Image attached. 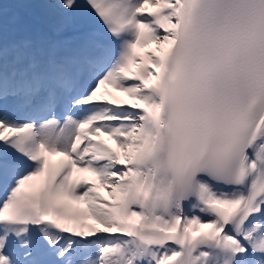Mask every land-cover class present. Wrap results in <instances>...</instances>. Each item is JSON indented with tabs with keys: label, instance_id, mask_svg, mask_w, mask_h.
Here are the masks:
<instances>
[{
	"label": "snow or ice",
	"instance_id": "6c2138e0",
	"mask_svg": "<svg viewBox=\"0 0 264 264\" xmlns=\"http://www.w3.org/2000/svg\"><path fill=\"white\" fill-rule=\"evenodd\" d=\"M15 2L0 264H264V0Z\"/></svg>",
	"mask_w": 264,
	"mask_h": 264
},
{
	"label": "rangeland",
	"instance_id": "374dc122",
	"mask_svg": "<svg viewBox=\"0 0 264 264\" xmlns=\"http://www.w3.org/2000/svg\"><path fill=\"white\" fill-rule=\"evenodd\" d=\"M0 2H5V0H0ZM15 6H18V8L17 7L13 8ZM6 8H7V14L9 17L14 16V15H19L21 17H24L27 19H32V20L36 21L34 18L29 16L27 14V12H32L33 14H36L37 16L40 17V10L38 8L33 7V6H27V7L22 6L18 3H16L15 0H6ZM139 50H140V52H139ZM149 52L155 53L156 55H160V53L157 51V45L155 43H153V44L149 43L145 47L137 49V53L140 56H144L146 53H149ZM108 90L110 92H112L115 97H117L121 100L129 99L123 93L115 92V90H113L111 88H109ZM103 139L107 140L106 137H103ZM108 143H111V141H108ZM84 175L87 176V174H84ZM87 178L91 179V177H87ZM101 194L106 195V191L102 189ZM90 222H93V221H90Z\"/></svg>",
	"mask_w": 264,
	"mask_h": 264
},
{
	"label": "bare ground",
	"instance_id": "6f19581e",
	"mask_svg": "<svg viewBox=\"0 0 264 264\" xmlns=\"http://www.w3.org/2000/svg\"><path fill=\"white\" fill-rule=\"evenodd\" d=\"M153 44V43H152ZM139 52H140V50H139ZM128 100V99H127ZM57 159H59V158H57Z\"/></svg>",
	"mask_w": 264,
	"mask_h": 264
}]
</instances>
